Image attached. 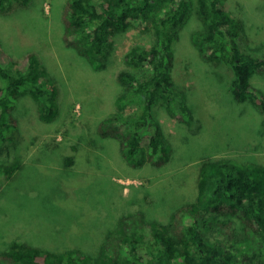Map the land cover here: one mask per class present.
<instances>
[{"label": "rangeland", "instance_id": "1", "mask_svg": "<svg viewBox=\"0 0 264 264\" xmlns=\"http://www.w3.org/2000/svg\"><path fill=\"white\" fill-rule=\"evenodd\" d=\"M68 1L29 0L0 8V48L15 61L36 54L55 86L58 108L56 117L45 121L32 97L16 104L18 124L0 148V162L19 159L23 166L0 191V249L19 239L92 253L119 219L165 223L174 206L191 202L203 161L230 157L264 165V110L251 101L239 103L230 90L232 68L201 55L193 35L205 25L196 0L178 30L172 67L183 110L161 102L154 106L169 155L157 166L130 164L120 142L101 136L97 125L117 112L125 54L136 45L150 47L153 30L133 24L114 33L109 54L95 68L64 41ZM227 4L239 48L264 56V0ZM253 83L264 93V71ZM52 144V150L43 149ZM80 146L77 165L67 167V155ZM231 222L234 239H243L242 224Z\"/></svg>", "mask_w": 264, "mask_h": 264}, {"label": "trees", "instance_id": "2", "mask_svg": "<svg viewBox=\"0 0 264 264\" xmlns=\"http://www.w3.org/2000/svg\"><path fill=\"white\" fill-rule=\"evenodd\" d=\"M28 1L0 0V8ZM196 1L205 25L193 35L201 55L232 68L230 90L239 103L251 101L264 110V93L253 83L255 75L264 71V56L239 48L227 0ZM192 2L69 0L65 7L64 41L95 68L109 54L114 33L133 24L153 30L150 47L136 45L125 54L126 67L118 74L123 92L116 99L117 112L97 125L101 136L120 142L123 156L134 166L161 165L169 155L154 106L161 102L169 109L183 110L172 67L178 30ZM0 79L1 148L17 127L15 108L22 97L30 96L38 103L45 121L53 120L58 108L55 86L36 54L15 61L0 48ZM54 144L43 149L50 151ZM82 148L67 155V167L77 165ZM246 163L230 157L203 161L191 202L174 206L165 223L119 219L118 228L98 241L95 252L15 239L0 249V264H264V165ZM22 166L19 159L0 162V191ZM231 221L242 224L243 239H234ZM131 226L136 229L129 230Z\"/></svg>", "mask_w": 264, "mask_h": 264}]
</instances>
